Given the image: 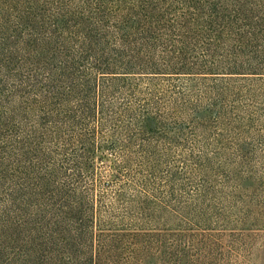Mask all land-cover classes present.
I'll return each instance as SVG.
<instances>
[{
	"label": "trees",
	"instance_id": "obj_1",
	"mask_svg": "<svg viewBox=\"0 0 264 264\" xmlns=\"http://www.w3.org/2000/svg\"><path fill=\"white\" fill-rule=\"evenodd\" d=\"M245 131L264 0H0V264H208Z\"/></svg>",
	"mask_w": 264,
	"mask_h": 264
},
{
	"label": "rangeland",
	"instance_id": "obj_2",
	"mask_svg": "<svg viewBox=\"0 0 264 264\" xmlns=\"http://www.w3.org/2000/svg\"><path fill=\"white\" fill-rule=\"evenodd\" d=\"M241 140L253 146L256 155L242 166L227 164L224 185L214 181L217 192L209 213L217 221L210 226L216 245L208 264H264V145H257L264 136L257 140L245 131Z\"/></svg>",
	"mask_w": 264,
	"mask_h": 264
}]
</instances>
